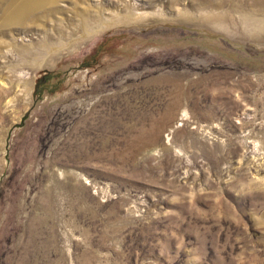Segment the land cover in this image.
<instances>
[{
  "label": "rangeland",
  "instance_id": "obj_1",
  "mask_svg": "<svg viewBox=\"0 0 264 264\" xmlns=\"http://www.w3.org/2000/svg\"><path fill=\"white\" fill-rule=\"evenodd\" d=\"M22 1L0 0V264H264V0H54L9 22Z\"/></svg>",
  "mask_w": 264,
  "mask_h": 264
},
{
  "label": "bare ground",
  "instance_id": "obj_2",
  "mask_svg": "<svg viewBox=\"0 0 264 264\" xmlns=\"http://www.w3.org/2000/svg\"><path fill=\"white\" fill-rule=\"evenodd\" d=\"M46 1L52 2L54 0H23L17 6L15 11L10 15L9 22H12L14 24L23 23L26 19H28L32 15L35 9L43 5ZM127 12H128V15L124 17H120L119 19L125 22L134 23V22H141V21H146V20L150 22H154L158 19H164V18L169 17L168 14L165 12V10L161 8H158V9L155 8L152 11H149V10L136 11L133 5H129V7L127 8ZM113 19H114L113 17H106L103 15V17L100 19V23L93 24L89 20V18L88 19L86 18L84 20L83 27H84V30L88 34H92V33H95L97 30H99V28L105 29L106 27H108L112 23ZM256 20L258 21L256 22L255 26L251 28L250 30H248V33L252 39L263 40L264 39V15L258 17ZM224 29H226V27H224ZM47 37L48 39H50V36H47ZM41 41H44V37H42ZM49 42L51 43L49 44V46H52L53 42L50 40ZM31 49L32 48H28V46L26 48L23 47L24 51H21L19 53V56H18L19 60H25L28 56H31V55L40 57V55L42 54V51H41L42 49L41 48L39 49V47L37 49L36 54ZM8 61H4V62H8ZM7 66L8 64L4 63L3 65H0V68L7 67ZM11 76H12L11 86L16 88L17 92L20 91L19 93H22V91H24L23 83L25 84V88L28 87V85L30 84L31 86L33 85V81H32L34 78L33 74L26 76L22 70H18V71L15 70Z\"/></svg>",
  "mask_w": 264,
  "mask_h": 264
}]
</instances>
